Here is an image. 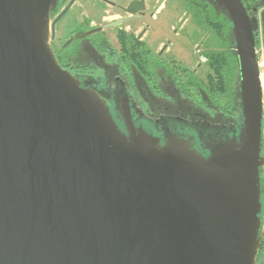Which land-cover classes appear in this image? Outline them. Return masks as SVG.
Returning a JSON list of instances; mask_svg holds the SVG:
<instances>
[{
	"label": "water",
	"instance_id": "1",
	"mask_svg": "<svg viewBox=\"0 0 264 264\" xmlns=\"http://www.w3.org/2000/svg\"><path fill=\"white\" fill-rule=\"evenodd\" d=\"M57 1L0 0V264H255L264 9L215 0L233 25L240 119L199 130L205 155L191 127L166 124L161 142L129 104L112 110L61 67L50 45Z\"/></svg>",
	"mask_w": 264,
	"mask_h": 264
},
{
	"label": "flooded vegetation",
	"instance_id": "2",
	"mask_svg": "<svg viewBox=\"0 0 264 264\" xmlns=\"http://www.w3.org/2000/svg\"><path fill=\"white\" fill-rule=\"evenodd\" d=\"M190 18L194 30L187 37L183 30ZM183 38L198 40L190 53L196 60L192 68L185 64L189 47ZM50 45L61 67L82 86L97 90L112 110L129 104L135 124L161 142L172 133L166 124H176L184 133L191 127L200 139L197 148L206 155L207 143H201L205 137L199 130L215 134L234 128L233 96L227 95L232 111L226 107V112L211 96L218 94L220 81L226 87L234 82L236 57L232 22L215 0H58L51 17ZM205 65L209 73L203 83L199 72ZM239 79L238 66V85ZM173 99L200 110L197 119L182 117L178 106L166 112L174 107L168 103ZM217 115L220 120L210 123L208 118ZM224 118L228 124H222ZM262 177V233L255 264H264V171Z\"/></svg>",
	"mask_w": 264,
	"mask_h": 264
},
{
	"label": "rangeland",
	"instance_id": "3",
	"mask_svg": "<svg viewBox=\"0 0 264 264\" xmlns=\"http://www.w3.org/2000/svg\"><path fill=\"white\" fill-rule=\"evenodd\" d=\"M262 1L263 0H245V2L251 7V14L252 15H258V17H259L260 12L264 9V3H262ZM255 9H257V10L255 11ZM197 12L198 11H195V13H197ZM219 14L221 15V18H226V17H224V15H222L221 11L219 12ZM193 21H194L193 19L192 20H191V18L189 19V21L186 25V28L183 30L184 35L187 36V35H190L191 32H193V30H194ZM179 38H181V37L179 36ZM172 39H173V42H177V39L175 37H173ZM183 39L185 40L184 42L186 43V45H188V47H189V50L187 49L186 52H184V57H185V61H186L185 64L192 68L194 66L196 60L191 59L192 56L190 53L193 51V48H194L195 44L198 42V40L197 39L188 40L187 38H183ZM257 39H258L257 46H256L257 47V57H258V62H259L261 80L263 81L262 86H263V115H264V28L262 26L261 21H260V28L257 32ZM219 43H220V41H219ZM207 72L209 73V68L207 65L203 66L201 72H199V75L201 76V78L203 77V81H202L203 83L206 80L205 76H206ZM237 78H238V68L235 65L234 82L230 83L231 84L230 87H226V89H227L226 93H223V95H219V94H212L211 95L212 97L217 98L220 101V104L225 107V109L223 110L224 112H226L227 109H228V111H232V105H229V108H228V106L226 104L227 95L229 97L233 96V100H234V103H233L234 106L233 107L235 108V110L238 109V107L240 106V93H239V85H238ZM191 91L194 94V92H195L194 89H191ZM177 101H179V100L173 99V100L169 101L168 103L170 105H173L174 107L170 106L171 108L168 109L169 111H166V112H174V111H176L175 109H178V108H176L178 106V107H182V108H179L180 111L183 113L182 117H184L186 119L188 117V118H190V120H192V118L194 120L197 119L196 116H197V113H200V110L195 109L193 106L191 108H185V107L190 106V105L188 104V102H185L183 100L179 101V102L182 104L184 103L185 105L183 104V106H179V102H177ZM226 107H227V109H226ZM218 118L220 120L221 117L217 115L216 117H214V119H210V118H208V119H209L210 123L216 124L215 122L218 121ZM237 120H238V118L235 119V121H234L235 122L234 126H233L234 128H237V123H238ZM224 123L228 124V121L225 118L222 120V124H224ZM197 127H199V126H197ZM208 127L207 128L203 127V129H210ZM230 127H232V126H230ZM200 129H202V127H200ZM206 133H209V132L206 131Z\"/></svg>",
	"mask_w": 264,
	"mask_h": 264
},
{
	"label": "trees",
	"instance_id": "4",
	"mask_svg": "<svg viewBox=\"0 0 264 264\" xmlns=\"http://www.w3.org/2000/svg\"><path fill=\"white\" fill-rule=\"evenodd\" d=\"M244 4L246 5L248 11L251 10V7L245 2V0H243ZM250 12V11H249ZM257 42H258V39H257V35H256V46H257ZM238 59L237 57H235V62L234 64L236 65V67L238 68ZM218 65V70H219V73L222 72V69H221V64H217ZM222 78V76H220ZM220 78V79H221ZM218 88V94L219 95H222L223 93H226L227 89H226V85L224 83V81H220L219 85L217 86ZM237 111V114H236V119L238 118L237 121H239L240 119V106L238 107V109H236Z\"/></svg>",
	"mask_w": 264,
	"mask_h": 264
},
{
	"label": "bare ground",
	"instance_id": "5",
	"mask_svg": "<svg viewBox=\"0 0 264 264\" xmlns=\"http://www.w3.org/2000/svg\"><path fill=\"white\" fill-rule=\"evenodd\" d=\"M262 84H263V81H262Z\"/></svg>",
	"mask_w": 264,
	"mask_h": 264
}]
</instances>
